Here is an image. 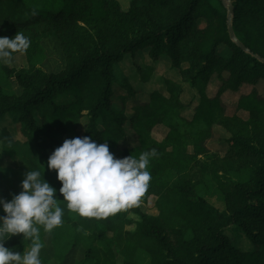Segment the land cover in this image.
I'll list each match as a JSON object with an SVG mask.
<instances>
[{"label": "trees", "instance_id": "trees-1", "mask_svg": "<svg viewBox=\"0 0 264 264\" xmlns=\"http://www.w3.org/2000/svg\"><path fill=\"white\" fill-rule=\"evenodd\" d=\"M230 1L235 35L249 52L230 38L229 9L222 0H132L127 9H120L113 0H0V36L23 32L31 41L25 52L41 48L49 37L65 39L62 46L69 63L62 71L45 74L39 70L34 76L0 64V77L5 71L15 74L22 88L19 95L0 90V126L10 121L9 127L19 128L24 139H15L4 127L1 146L22 159L29 170H45V179L57 189V197L63 199L62 182L46 161L69 135L106 141L117 158L133 154L126 141L127 126L137 122L147 132L157 126L167 128L165 139L174 142L172 153L160 144L145 148H155L158 156L148 165L152 179L139 206L97 219L80 216L60 201L63 223L51 232L38 225L42 241L51 233L55 244L64 240L69 251L90 234V264H116L114 250L122 264H138L140 254L146 255L148 264H264V120L260 116L264 111V0ZM221 47L228 53L221 52ZM144 48H149L155 60L166 56L180 68L184 81L199 88V99L190 103L191 116L184 114L187 105L179 100L181 88L171 80L164 81L169 96L153 91L132 117L125 111V99L117 110L115 65L126 56L134 62L137 51ZM182 63L187 67L182 68ZM138 73L146 83L153 72L140 69ZM213 75L219 87L209 94ZM121 83L130 97L137 94L130 80ZM228 91L241 93L236 111L248 110L247 119L228 111L223 99ZM215 126L229 134V148L220 160L224 174L217 175L214 194L225 209L207 199L210 190L207 187L202 193L200 178L193 177L203 165L199 156L210 153L206 142L213 137ZM187 137L192 153L184 147ZM203 170L204 176L209 174L205 165ZM168 172L175 174L172 182L166 178ZM20 191L3 198L10 200ZM151 198H155L157 214L143 209ZM129 224L135 225L134 231L125 230ZM233 227L251 242L250 248L234 244L227 232ZM104 237L114 249L103 252L101 258L94 243ZM24 243L30 246L21 233L11 236L5 246L16 251Z\"/></svg>", "mask_w": 264, "mask_h": 264}, {"label": "rangeland", "instance_id": "rangeland-1", "mask_svg": "<svg viewBox=\"0 0 264 264\" xmlns=\"http://www.w3.org/2000/svg\"><path fill=\"white\" fill-rule=\"evenodd\" d=\"M121 7L120 9H127L131 7L132 0H113ZM230 1V0H228ZM227 3V2H226ZM118 6V7H119ZM89 33L96 38V32L89 29ZM65 39L61 40L58 37L53 38L49 37L44 39L41 43L40 47H34L33 50L28 52H15L13 53V59L10 64L0 63L2 66H6L7 68H12L16 72L24 71L29 73L30 75H36V73L41 70L45 74L55 73L66 69L69 61H68V52L64 48L63 43ZM75 48V47H74ZM72 48V49H74ZM221 52L228 53V50L224 47H221ZM136 58L134 62L132 61L131 56H126L125 60L119 62L115 65V96H114V104L115 106L121 107L122 101L125 99V111L129 117H132L135 108L139 106V104L146 102L147 98H150V94L153 91H160L166 96H169L165 80H171L179 84L181 88V92L179 94V100L187 105L184 111V114L187 116L192 115L193 107H190L191 101L195 98L199 99L198 96V87L192 86L189 82L184 81L182 76L180 75V68L174 67L166 56L158 58L157 60L153 59L149 53V48H144L142 50L137 51L135 54ZM182 68L187 67V64L182 63ZM150 70L153 72L151 74V80L146 83H142L140 80L139 70ZM37 71V72H36ZM130 80L131 84L135 87L137 94L133 97H130L129 89L123 87L121 85L123 80ZM219 87V82L217 81V76L213 75L211 77V84L209 87V94H212L215 89ZM0 90L4 92L6 95H19L22 93V88L19 84L18 79L15 74H10L7 71L3 72L0 77ZM240 92L234 93L232 91H228L224 94L223 99L225 104L228 106V111L231 113L235 112L237 116L242 117L243 119H247L249 117L248 110H237V99L240 96ZM61 102H65L61 99ZM117 110H120L118 108ZM264 120V111L260 115ZM8 121V120H7ZM6 123L3 122L0 126V130L6 127L9 128L15 139L24 140L21 133L19 132V128L10 125V121ZM81 129V128H79ZM128 134L126 137V141L128 142L129 147L133 150V155H139L141 152L145 150L151 144L161 145L165 152L172 153L174 151V142L173 140L165 139L167 135V128L163 126H157L153 132H147L143 127L142 122H137L133 124L131 127L128 125ZM264 129V128H263ZM262 134H264V130ZM80 133V132H78ZM213 137L206 142L209 152L199 156V159L203 163V165L199 166V169L193 174L194 179H199L198 183L203 184L200 188H204L202 193L207 190H210L211 195L207 197L210 201L215 204L220 209H225L224 202L218 199V196H214L215 189H218V180L217 175L222 176L224 174L223 165L220 160L221 157L225 156L229 146L226 142L227 137H229L228 132L223 127L215 126ZM73 135H69L66 138H73ZM65 138V139H66ZM184 147L187 152H193V145L191 143L190 137L184 138ZM42 143L47 144V138L42 140ZM52 150V149H51ZM50 150V152H52ZM3 148L0 142V198L5 197L6 194H11L13 192H18L21 190V181L23 179V174L29 170L28 166L24 163L22 159L19 157H13L9 155L7 152H3ZM48 162V160L46 161ZM206 166V172L209 174L203 175L204 170L203 166ZM216 170L217 174L214 175L213 171ZM166 178L171 182L175 178V174L173 172H168L166 174ZM212 185L214 187H212ZM5 194V195H4ZM155 198H151L149 203L143 206V209L151 214H157V210L154 207ZM0 212H3L2 207H0ZM126 231H134L135 225H128L125 228ZM228 234L232 236L234 244L237 246L240 245L241 248L246 249L251 247V242L245 238L239 229L233 227V229H228ZM90 234H87L85 237H82L79 241L80 243L76 245V247L72 248L68 251V247L66 243L60 241V244L57 245L53 241V236L51 233L45 235L43 241L45 243V247L41 250V259L42 264H90L87 259L88 249L91 244V240L88 239ZM95 240V247L98 250V256H104L103 252L108 253L109 250L114 249L112 241L107 238H102ZM70 246L73 244V238L69 239L67 242ZM62 245V248H61ZM29 244L23 245L22 250H16L19 252H23L24 249H27ZM58 250V252H57ZM115 262L116 264H122V257L117 254L114 250ZM101 257V258H102ZM138 264H148V258L144 254H140L137 260ZM115 264V263H114Z\"/></svg>", "mask_w": 264, "mask_h": 264}, {"label": "clouds", "instance_id": "clouds-1", "mask_svg": "<svg viewBox=\"0 0 264 264\" xmlns=\"http://www.w3.org/2000/svg\"><path fill=\"white\" fill-rule=\"evenodd\" d=\"M30 38L18 31L14 36H0V63L10 64L13 53L25 52ZM155 148L139 156L117 158L108 143H98L89 136L66 138L48 157V168L56 170L62 182L57 189L45 179L40 168L24 173L21 191L10 200L0 198V264H42L45 247L40 227L51 232L63 223L64 207L83 217L97 219L139 206L152 179L148 165L157 157ZM23 234L30 246L21 253L5 246L11 236Z\"/></svg>", "mask_w": 264, "mask_h": 264}, {"label": "water", "instance_id": "water-1", "mask_svg": "<svg viewBox=\"0 0 264 264\" xmlns=\"http://www.w3.org/2000/svg\"><path fill=\"white\" fill-rule=\"evenodd\" d=\"M223 2H227L228 5V31H229V35L230 38L232 39L233 42H235L240 48H242L243 50L249 52V49L247 47H245L240 40L237 38V36L235 35L233 26H232V19H233V6L231 5V1L228 0H222Z\"/></svg>", "mask_w": 264, "mask_h": 264}]
</instances>
